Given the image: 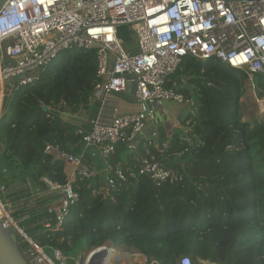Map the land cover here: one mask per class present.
<instances>
[{
    "label": "trees",
    "instance_id": "trees-1",
    "mask_svg": "<svg viewBox=\"0 0 264 264\" xmlns=\"http://www.w3.org/2000/svg\"><path fill=\"white\" fill-rule=\"evenodd\" d=\"M258 76L262 97L264 75ZM181 77L189 78V86L181 91L196 105L192 142L174 136L165 150L173 155L165 161L176 170L177 179L160 185L138 176L109 187L102 176L109 167L112 176L116 166L140 161L120 144L103 166L107 169L99 172L102 166L96 165L103 159H93L83 141L89 123L64 117L84 110L89 118L98 114L99 105L91 101L97 83L96 49L63 51L35 83L15 91L0 119V163L13 169L16 160L25 172L32 170L30 179L41 185H45L42 178L66 183L71 167L46 152L47 145H57L74 154L85 153L83 161L91 173L76 174L73 187L78 198L59 229L37 224L45 215L56 223L55 213L35 215L39 210L24 208L14 215L15 219L31 215L20 225L39 245L59 249L68 264H81L74 253L82 244L91 250L106 243L164 264H174L185 255L194 264L200 260L264 264V120L244 119L246 72L216 58L187 57L172 79L181 83ZM166 139L162 132L161 146ZM186 149L189 157L183 171L175 153ZM152 152L160 157L153 147ZM18 181L13 187L6 184L16 201L27 197L30 182L27 175Z\"/></svg>",
    "mask_w": 264,
    "mask_h": 264
},
{
    "label": "built area",
    "instance_id": "built-area-1",
    "mask_svg": "<svg viewBox=\"0 0 264 264\" xmlns=\"http://www.w3.org/2000/svg\"><path fill=\"white\" fill-rule=\"evenodd\" d=\"M124 27L132 41L123 39ZM74 48L96 49L97 83L92 102L104 105L109 94H125L129 83H135L136 111L122 112L115 107L111 117L105 119L100 107L98 114L87 120L89 130L83 141L93 159L102 158L108 165L120 144L134 157L141 149L145 151L140 164L118 165L112 176L109 173L113 168L109 167L106 181L111 188L118 181L138 176H146L156 185L177 179L176 170L169 169L165 161L173 155L165 154V150L174 131L166 129L167 139L161 146L154 105L172 101L187 106L189 118L184 131L186 141L192 142L189 135L194 126L195 100L181 91L178 80L172 79L187 57L203 61L216 58L244 70L256 109L264 115V96L257 95L255 84V77L264 75V0H5L0 5V119L16 90L35 83L60 53ZM46 152L73 166L66 183L42 178L59 196L58 212L48 209V213L56 214V223L45 215L37 224L55 230L78 198L73 187L76 174L91 173L83 161L85 153L74 154L57 145H47ZM187 152L175 154L187 160ZM185 161L180 164L183 171ZM1 173L7 174L8 169L1 166ZM6 190V183H0V218L5 228H15L19 248L25 244L20 249L28 262L68 264L59 249L52 248L53 258L26 233L13 215L14 206ZM103 251L105 256H95ZM83 256L81 264L123 262L111 243ZM149 264L164 263L152 260ZM174 264L194 262L185 255ZM197 264L206 263L200 260Z\"/></svg>",
    "mask_w": 264,
    "mask_h": 264
},
{
    "label": "crops",
    "instance_id": "crops-1",
    "mask_svg": "<svg viewBox=\"0 0 264 264\" xmlns=\"http://www.w3.org/2000/svg\"><path fill=\"white\" fill-rule=\"evenodd\" d=\"M182 82L184 83V86H189L188 85V77H182ZM252 92V94H251ZM246 94L249 95V97H252L255 100L254 97V93L253 91L249 88H247ZM245 94V95H246ZM244 98V97H243ZM243 101V99H242ZM98 104L99 105V110L100 107H103V117L105 119L110 118L111 114L113 112V109L115 107H118L120 109V111L122 112H132V111H136L138 109V105L135 99V96L132 93H125V94H109L107 96V102L102 105L100 104V102H92V104ZM155 109H156V120H155V125L157 126L160 135L162 132L166 133V129L167 128H172L174 131L173 137L170 139V144L173 141L174 136H177L181 139V141L188 143L189 141H186V132L184 131V127L186 125V121L189 118V108L187 106H182L179 105L175 102L169 101L164 103L163 105H154ZM188 108V113H185L186 109ZM64 117L65 119L77 122V123H83V122H87V120L89 119V112H85L82 111L80 113H75V114H70V113H64ZM166 135V134H165ZM191 138V134L189 135ZM192 141V139H191ZM143 150V149H141ZM135 156L136 160H139L142 162V160L146 157L145 153H143V151H141ZM187 150V149H186ZM186 150H184V152H187ZM189 154V151L187 152ZM178 157V156H177ZM98 159V158H97ZM178 165H179V169H180V164H183L184 161L186 160V156L185 157H178ZM13 163V169H10L7 166V163H0V177H2L3 179L1 184H8L11 183L10 186H16L19 184L20 181L16 182V179L19 176H24L27 175V179L30 180V182L26 183V195L27 197H25L24 199H19L18 201L14 200L16 194L13 192L14 190L9 191L10 194V200L13 203L14 206V213H21V210L26 208V209H34L35 210H39V212H37L35 215L42 213L43 211H45L46 213L48 212L49 208H54L55 212H58V202H59V196L58 194L47 184L45 185H41L40 183L33 181L30 179L31 175L34 173L32 170L29 171H24L22 169V167L20 166L19 162H17L16 160L12 161ZM71 167V170H73V166L68 164ZM99 165H101L102 167H99ZM107 165V163L103 160V164H97L96 167H99L97 170L98 171H105V169L103 166ZM1 166H4L8 169V173L7 174H2L1 173ZM72 172V171H71ZM70 172V173H71ZM70 175V174H69ZM108 173H106L105 176V180L107 177ZM11 178V180L6 181V179ZM7 186V185H6ZM9 190V188L7 189ZM17 190V189H15ZM39 194L41 196V204L44 203V205H33L30 204V200L31 197L34 196V194ZM21 198H23L21 196ZM34 215V216H35ZM31 217V215L27 214L25 216H21L20 219L17 218V220H26L29 219ZM44 217V216H43ZM42 217V218H43ZM42 220V219H41ZM40 220V221H41ZM38 221V222H40ZM134 251H126L125 249L121 248L120 250L117 251V253L121 254V260L126 263L127 261H129L130 259H133L134 257L132 256H140L141 262L139 264H149L148 261V257H146L144 254L136 252V254L133 253ZM138 260V259H137ZM203 261V260H201ZM122 262V263H123ZM206 264H210L211 262H206L204 261ZM211 264H217V263H211Z\"/></svg>",
    "mask_w": 264,
    "mask_h": 264
},
{
    "label": "rangeland",
    "instance_id": "rangeland-1",
    "mask_svg": "<svg viewBox=\"0 0 264 264\" xmlns=\"http://www.w3.org/2000/svg\"><path fill=\"white\" fill-rule=\"evenodd\" d=\"M123 30H124L123 31V39L126 42L132 41L133 39H132L131 33L129 31H127L125 28ZM258 80H259V76L257 75L256 76V83H258ZM180 84L182 85V87L184 86V83L183 82H181ZM251 94H252V92H251ZM249 95L246 94L244 96V98H243V113H244V119L245 120H252L253 118L257 117L259 119L264 120V115L261 116V114H259L258 111H257V109H256V102H255V100L252 97H249ZM185 109H186L185 113H188V108H185ZM101 172L103 173V171H101ZM102 176L105 179L106 173H103ZM6 196L9 197V190H6ZM40 200H41V196L39 194H36L35 193L34 196L31 197L30 204L39 205L41 203ZM13 215H15V213H13ZM120 249H121V247H116V251H118ZM45 251L47 252V254H49L51 257L54 258V253H53L52 248L45 247ZM87 252H88V250H87L86 246L84 244H82L78 248V250L74 253V255L76 254L75 259L78 262H81L83 260V258H84L83 255L85 253H87ZM133 253L136 254V252H133ZM132 257H134V258L133 259H130L126 263L123 262L122 264H139L141 262V259L142 258L140 256H136L135 255V256H132ZM58 263L60 264V261H58ZM67 263H68V259H67Z\"/></svg>",
    "mask_w": 264,
    "mask_h": 264
},
{
    "label": "water",
    "instance_id": "water-1",
    "mask_svg": "<svg viewBox=\"0 0 264 264\" xmlns=\"http://www.w3.org/2000/svg\"><path fill=\"white\" fill-rule=\"evenodd\" d=\"M5 0H0V5ZM125 28V27H124ZM123 42V39H121ZM96 47V45L94 46ZM135 83L130 82L128 86V93L134 94ZM105 256L106 252L96 253L95 256ZM0 264H30L27 258L19 248L16 236V230L14 227L5 228L3 220L0 218Z\"/></svg>",
    "mask_w": 264,
    "mask_h": 264
},
{
    "label": "clouds",
    "instance_id": "clouds-1",
    "mask_svg": "<svg viewBox=\"0 0 264 264\" xmlns=\"http://www.w3.org/2000/svg\"><path fill=\"white\" fill-rule=\"evenodd\" d=\"M261 75V74H260ZM256 78V77H255ZM247 79V78H246ZM255 84H256V81H255ZM246 88H248V85H247V82H246ZM256 93L258 95V89H257V84H256ZM259 96V95H258ZM261 97V96H259ZM263 97V96H262ZM192 134V133H191ZM59 229V228H58ZM27 233V232H26ZM29 235V234H28ZM112 244V243H111ZM89 251V250H88Z\"/></svg>",
    "mask_w": 264,
    "mask_h": 264
}]
</instances>
